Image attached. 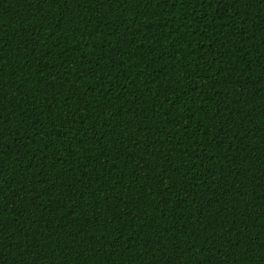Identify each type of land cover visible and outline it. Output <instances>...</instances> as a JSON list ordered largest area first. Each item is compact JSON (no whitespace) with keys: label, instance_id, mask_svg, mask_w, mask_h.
<instances>
[{"label":"trees","instance_id":"1","mask_svg":"<svg viewBox=\"0 0 264 264\" xmlns=\"http://www.w3.org/2000/svg\"><path fill=\"white\" fill-rule=\"evenodd\" d=\"M0 264H264V0H0Z\"/></svg>","mask_w":264,"mask_h":264}]
</instances>
